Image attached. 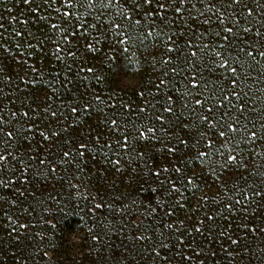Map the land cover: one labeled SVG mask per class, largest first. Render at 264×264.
<instances>
[{
	"label": "snow or ice",
	"instance_id": "obj_1",
	"mask_svg": "<svg viewBox=\"0 0 264 264\" xmlns=\"http://www.w3.org/2000/svg\"><path fill=\"white\" fill-rule=\"evenodd\" d=\"M18 2L29 6L36 20L48 22L52 31L63 33L57 40L50 41L55 45L53 55L57 61L70 57L75 69L67 65L64 71L43 72L30 63L29 58L43 52L48 37L32 32L26 37L23 30H14V35L7 37L0 32V85H14L9 97L20 93L16 96L20 100L19 108L15 107L16 99H9L12 107L0 106V188L19 185L16 191L23 196L21 188L27 190L42 181L63 179L57 173L66 172L69 165L79 173L75 179H88L84 173L91 165L95 168L98 194L123 187L116 198L121 204L117 210L121 215H134L139 210V199V207L145 208V215L154 220L159 217V227L152 235L146 234L147 226L142 227L139 220H133L136 230L126 237L133 241V246L126 247L122 257L127 264H173L174 261L192 264L195 260L205 264V259L201 258L203 242L197 237L224 236L226 230L233 227L232 219L236 217L240 218L239 229L264 232V228L259 227L264 223V108L249 107L248 101L253 97L240 87L242 81L237 68L230 65V59L241 66L249 59L256 65L264 60V3L260 0H196L205 10L197 9V16L193 17L192 9L196 8L193 0H123L127 7L122 6V0H62L56 8L53 6L58 0ZM221 7L227 14L220 11ZM61 8L69 9L61 13L62 19L74 17L76 8L96 9L97 21L101 16L108 17L109 9L113 14L103 24L81 23L76 16L78 23L65 27L51 23L48 14L49 9L60 13ZM135 16L142 17L143 25ZM213 16L218 25L215 31L211 27ZM200 17L209 27L205 32H194L185 40V46L193 48V38L202 41L207 37L211 45L203 44L201 48L197 43L194 47L210 48L218 58L212 63L227 68L235 76L227 87L220 86V97L214 92L194 100L195 106L208 105L203 112L194 106L187 116L184 112L177 114L171 95H165L159 107L151 99L145 100L144 106L133 107L131 100L111 93L107 94V99H102L94 90L83 88L86 81H95L97 85L104 82L107 74H97L99 68L106 67L108 73H113L114 66H120L118 59L127 61L124 67L140 64V60L129 58L130 48L139 44L147 49L149 41L151 46L158 47L157 42L162 40L164 52L159 58L153 55L151 59L153 70L160 72L155 81H150L156 92L148 95L154 99L172 84L170 74L174 77L184 71L173 66L168 55L180 49L178 40L184 35L182 30H173L176 22L182 21L189 27V20L196 21ZM21 23L27 25L29 21ZM3 27L0 24V29ZM69 29H73L72 36L77 34L76 29L80 35L96 34L84 44L82 53L77 49L60 55L63 51L60 40L64 41L65 48L72 44ZM117 46L122 55L117 54ZM232 49L236 50L235 57H232ZM222 51H227L228 57L223 56ZM241 54L245 61L240 60ZM196 55V50L190 52L191 57ZM89 57L93 66H88ZM185 62L193 69L192 75L185 79L195 89L200 81L198 70L190 59L185 58ZM157 64L161 65L160 69L156 68ZM260 79H264V75ZM86 95H90V99H86ZM137 95L144 98L145 92L139 91ZM3 99L0 97V104ZM225 101L236 115L229 112L219 117L213 115L215 110L224 107ZM183 108L188 109L187 103ZM123 112L135 119L125 117L122 122ZM93 115L95 126L88 125L86 132L70 136V129L82 128ZM37 136L40 141L35 150L25 149L24 144L34 143ZM217 138L221 142L217 143ZM45 143L48 148L44 147ZM110 176L115 178L109 179ZM249 176L260 179L250 183ZM217 183L226 199H222L219 192L210 194L209 190ZM71 186L79 188L80 185ZM105 203L101 196L95 208H102ZM181 213L186 214L184 218ZM198 214H202V218ZM191 217L195 222H191ZM7 219L11 222L13 218L7 216ZM26 227L23 223L12 226L8 236L18 241L19 235L13 234ZM119 231L123 232V228ZM92 239L98 240L99 236L93 235ZM140 242H144V246L134 253ZM231 243L236 245L239 240L232 239Z\"/></svg>",
	"mask_w": 264,
	"mask_h": 264
},
{
	"label": "trees",
	"instance_id": "obj_2",
	"mask_svg": "<svg viewBox=\"0 0 264 264\" xmlns=\"http://www.w3.org/2000/svg\"><path fill=\"white\" fill-rule=\"evenodd\" d=\"M260 2L264 3V0H260ZM60 3H62V0H58L53 8L60 7ZM193 3H196V0H193ZM34 6L35 4L32 5V7ZM122 6L127 7L126 4H123V0ZM8 9H11V11H8ZM197 9L202 12L205 10L201 4L196 3V8L192 9L193 17L197 16ZM67 10L69 9L61 8V12L57 13L49 9L50 22L66 27L68 24L78 23L74 19L78 16L81 23L103 24V21L113 14V10L109 9L108 17L101 16L100 21H97L95 19L98 15L96 9L86 11L85 8H76L74 17L62 19L61 13ZM220 11L227 14V10L222 7ZM257 11L260 10L257 9ZM168 15L171 18L172 13L169 12ZM184 15L187 18V13ZM134 19H141L143 25L144 21L141 16H135ZM23 20H28L29 23L24 25L21 23ZM202 20L203 17L196 21L189 20V27L184 26L182 21L176 22L173 30H182L184 35L180 36L178 40L180 49L168 55L172 58L173 66L183 68L184 71L174 77L170 74L169 80L172 81V84L169 85L168 89H162L157 93L154 99L148 95L149 92H156L150 81H155L160 72L153 70L151 59L153 55L159 58L160 54L164 52L162 40L157 42L158 47L151 46L149 41L150 46L147 49L139 44L135 48H130L129 58L140 60V64L133 63L128 67H124L127 61L118 59L117 62L120 66H114L113 73H108L106 67L99 68L97 74H107V79L104 82L97 85L95 81H86L83 88L94 90L101 95L102 99H107V94L111 93L131 100L134 102L133 107L144 106V101L149 99L159 107L160 103L164 101L165 95H171L175 102L177 114L184 112V115L187 116L195 106V99H203L211 96L214 92L217 97H220V86L227 87L230 80L235 78L234 74L228 71L227 68H220L212 63L218 58L214 56L210 48L201 50L194 47L197 43L201 44V48H203V44L211 45L212 41L207 37L203 38L202 41H196L193 38V48L185 46V40L192 37L194 32H205L209 27L203 24ZM211 21L213 30H218L214 16L211 17ZM0 24L4 26L3 29H0V32L6 37L10 34L14 35V30H23L26 37L28 32H32L37 36L49 38L45 41L46 46L43 52L29 58V62L34 63L41 71H64L67 65H72L75 69V63L70 57H66L63 61H57L55 55H53L55 45L50 41L57 40L63 33L59 30L52 31L48 27V22L36 20L29 10V6L18 2V0H0ZM103 26L106 27L107 25ZM228 26L231 25L228 24ZM72 31L73 29H69L71 45L65 48L64 41L60 40L63 49L60 55H65L69 50L76 51L77 49L82 53L84 44L90 41L92 35L96 34L91 32L90 34L80 35L79 29H76L77 34L72 36ZM241 35L243 34L241 33ZM217 43L219 42L217 41ZM117 48V54L122 55L119 52V46ZM192 50H196V57L190 56ZM217 50L220 51L218 47ZM231 51L232 57H235L236 50L232 49ZM133 52L136 54L134 57L131 55ZM222 55L228 57V52L222 51ZM185 58L190 59L198 70L197 75L200 77V81L199 87L195 89L185 79V77H190L193 71L192 67L185 62ZM240 60L245 61L243 54L240 55ZM93 63L91 57H89L88 66H93ZM230 65L237 68V75L240 76L242 81L240 87L253 97L252 100L248 101L249 107L254 105L256 108H264V79H260L264 75V69H262L264 60H261L260 65H256L249 59L241 66L240 63L233 62L230 59ZM156 68L160 69L161 65L157 64ZM0 88L3 89L0 92V97L4 98L3 104H0V106L12 107L9 99H16V96H20V93L17 92L14 96L9 97L8 93L12 91L14 85L11 87L0 85ZM139 91L145 92L144 98L137 95ZM85 98L90 99V95H86ZM185 103H187L188 109L183 108ZM19 106L20 100L16 99L15 107L19 108ZM195 107L197 111L203 112L208 105ZM224 112L236 115L235 110L229 109L227 101L224 102V107L215 110L213 115L219 117ZM125 117L129 120L135 119L130 113L123 112L121 114L122 122ZM141 119H144V116H141ZM95 123L96 117L93 115L82 128L70 129L69 134L76 137L78 133L86 132L88 125L95 126ZM193 134L195 135V133ZM39 141L40 138L37 136L34 143H25L24 148L31 147L34 151ZM219 142H221V139L217 138V143ZM44 147L48 148L49 145L45 143ZM66 167L68 169L66 172L61 170L57 173L63 179L42 181L27 187V190L21 188L20 191L24 192L23 196L16 191L19 185L0 188V264H127V260L122 257L125 255L124 249L133 246V241L126 239L128 235L136 230L133 220H139L142 227L147 226L145 231L148 235H152L154 230L159 227V217L154 220L153 217L145 215V208L139 207V199L137 200L139 210L134 215H121L117 211L121 208V204L116 198L120 196L123 187L118 186L116 190L109 189L107 194L103 191L98 194L95 168L91 165L86 168L84 173L85 176H88V179L81 180L75 179L79 173L76 172L74 166L69 165ZM252 170L255 171V167ZM114 178V176L109 177V179ZM248 179L250 183H254L260 177L249 176ZM72 184H79L80 186L79 188H73ZM209 191L212 195L219 192L221 198L226 199L225 192L219 188L218 183L213 185ZM33 193L35 194L33 195ZM101 196L106 203L104 207L97 209L95 204L100 202ZM93 197L96 198L93 199ZM185 215V213L180 214L181 218H184ZM198 215H201L202 218V214ZM7 216L13 218L11 222L8 221ZM190 220L195 222L194 217H191ZM19 223L26 224L27 227L18 229V232L13 234L14 236L19 235V240L16 241L8 236V232L12 226ZM239 223V217L233 218V227L228 228L222 237L218 234L207 239L197 237V240L203 242L204 256L201 258L205 259V264H264V232L239 229L237 227ZM259 227L264 228V223H260ZM121 228H123V232L119 231ZM93 235H98L99 239L93 240ZM229 235L231 239L228 238ZM232 239H238L239 243L232 244ZM208 240H211L212 243L209 244ZM143 246L144 242L137 244L134 253L139 252ZM45 253L48 254L45 255ZM212 253H215V255L213 256ZM173 264H177V262L174 261ZM192 264H199V261L195 260Z\"/></svg>",
	"mask_w": 264,
	"mask_h": 264
}]
</instances>
